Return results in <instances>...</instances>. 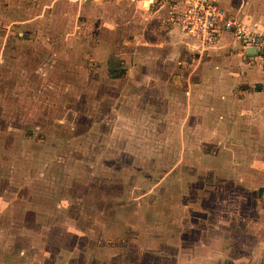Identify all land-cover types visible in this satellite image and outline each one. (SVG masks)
I'll return each mask as SVG.
<instances>
[{"label":"rangeland","instance_id":"obj_1","mask_svg":"<svg viewBox=\"0 0 264 264\" xmlns=\"http://www.w3.org/2000/svg\"><path fill=\"white\" fill-rule=\"evenodd\" d=\"M139 1L0 0V248L264 264L261 64L172 51Z\"/></svg>","mask_w":264,"mask_h":264},{"label":"crops","instance_id":"obj_2","mask_svg":"<svg viewBox=\"0 0 264 264\" xmlns=\"http://www.w3.org/2000/svg\"><path fill=\"white\" fill-rule=\"evenodd\" d=\"M141 1L143 2V0ZM170 2L172 3L173 0H170ZM218 2L231 14L248 19L251 23L256 24L262 32H264V0H218ZM166 5L167 7L159 0L155 4L143 9L147 10L148 13L151 12L152 17L160 18V16H163L161 9L163 8L164 10L168 8L167 3ZM167 25L166 29L160 32H162L164 37L163 40H165V42H163L164 46L168 48L172 47V51L186 52L188 53L187 55L191 54L193 56L200 51V54L209 56L211 62L217 63V67L219 68V63L222 59H233L239 56L241 57V55L245 54L242 50L240 42L230 31H223L214 44L203 48L197 40L181 34L174 23L168 22ZM245 55L254 57L260 63L256 56L248 54ZM258 66L260 67L259 64ZM261 68L262 66L259 69ZM7 211H9V209L7 210L6 206L0 208V214L3 216H5ZM38 250L40 249L37 247L36 242H34L33 246L29 247V249L26 248V245L17 246L16 249L10 250V253L5 252L6 249L2 247L0 248V255L6 256V260H4L5 262H3V264H16V260L14 258L12 259V257H16L17 253L24 255V258L21 255L23 261H21L20 264H75L74 259L72 258L74 255L73 252H70L69 257L68 254L62 255L63 257L50 255L49 259L44 258L40 261L36 258V252ZM29 257H34L35 260H26V258ZM78 264L83 263L78 262Z\"/></svg>","mask_w":264,"mask_h":264},{"label":"built area","instance_id":"obj_3","mask_svg":"<svg viewBox=\"0 0 264 264\" xmlns=\"http://www.w3.org/2000/svg\"><path fill=\"white\" fill-rule=\"evenodd\" d=\"M143 1H149V7L159 0ZM160 1L167 7L166 1ZM167 16L181 34L197 40L203 48L214 44L223 31H230L244 53L245 49L254 50L247 54L256 56L264 71V32L248 19L231 14L218 0H173L168 3Z\"/></svg>","mask_w":264,"mask_h":264},{"label":"trees","instance_id":"obj_4","mask_svg":"<svg viewBox=\"0 0 264 264\" xmlns=\"http://www.w3.org/2000/svg\"><path fill=\"white\" fill-rule=\"evenodd\" d=\"M111 68H113V67H111ZM258 196L261 199V202L264 204V188L263 187H260L258 189Z\"/></svg>","mask_w":264,"mask_h":264},{"label":"water","instance_id":"obj_5","mask_svg":"<svg viewBox=\"0 0 264 264\" xmlns=\"http://www.w3.org/2000/svg\"><path fill=\"white\" fill-rule=\"evenodd\" d=\"M244 51H245L246 54L247 53H251V54L254 53V50L252 48H251V50L250 49H245Z\"/></svg>","mask_w":264,"mask_h":264}]
</instances>
